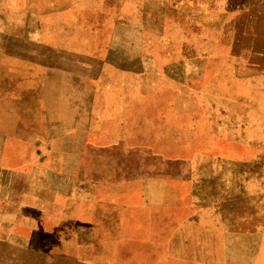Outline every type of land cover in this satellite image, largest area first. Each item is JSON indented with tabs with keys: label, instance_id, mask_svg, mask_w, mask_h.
I'll use <instances>...</instances> for the list:
<instances>
[{
	"label": "rangeland",
	"instance_id": "374dc122",
	"mask_svg": "<svg viewBox=\"0 0 264 264\" xmlns=\"http://www.w3.org/2000/svg\"><path fill=\"white\" fill-rule=\"evenodd\" d=\"M85 181L116 264H264V0H0V264L46 251L14 201Z\"/></svg>",
	"mask_w": 264,
	"mask_h": 264
},
{
	"label": "crops",
	"instance_id": "0c3cea01",
	"mask_svg": "<svg viewBox=\"0 0 264 264\" xmlns=\"http://www.w3.org/2000/svg\"><path fill=\"white\" fill-rule=\"evenodd\" d=\"M93 189L87 181L62 189L55 185L38 187L33 190L34 205L14 201L16 215L4 217L1 225L26 224L33 229L30 238L35 234L46 237V251L38 252L39 264H116L112 258L117 242L124 238V224L111 210L121 206L110 202V194ZM27 240L0 234V244L11 252L23 249L30 253Z\"/></svg>",
	"mask_w": 264,
	"mask_h": 264
}]
</instances>
